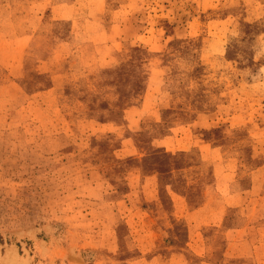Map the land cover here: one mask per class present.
Masks as SVG:
<instances>
[{
  "label": "rangeland",
  "instance_id": "1",
  "mask_svg": "<svg viewBox=\"0 0 264 264\" xmlns=\"http://www.w3.org/2000/svg\"><path fill=\"white\" fill-rule=\"evenodd\" d=\"M0 264H264V0H0Z\"/></svg>",
  "mask_w": 264,
  "mask_h": 264
},
{
  "label": "crops",
  "instance_id": "2",
  "mask_svg": "<svg viewBox=\"0 0 264 264\" xmlns=\"http://www.w3.org/2000/svg\"><path fill=\"white\" fill-rule=\"evenodd\" d=\"M53 12L55 13V20H67V19H73L77 20L79 18H82V13L83 11H80V8L78 10L77 6H73L70 9L64 8L62 5H56L53 6ZM81 12V13H80ZM77 14H80L79 16ZM86 16V13H84ZM87 22H91V19H87ZM137 110V109H136ZM136 110H130L129 114H131V118L129 121L131 123L136 122V118H139L138 120L141 119V111L143 109H138ZM157 120V119H156ZM201 122V121H200ZM196 124H198V121H196ZM104 126H107V124H103ZM185 134V133H184ZM183 133H175V135H170L165 138H161L159 140V146L160 148L166 149L168 152H177V151H182L183 149L182 144L187 142L186 138H188L187 134L184 135ZM185 136V137H184ZM197 146V143L195 144ZM199 148L202 150L203 154H211L214 153L215 151L212 149L211 146L208 144H199ZM141 174V173H140ZM181 174L182 170H174L172 172H167V173H153L149 176H141V179L143 181L141 182V185L139 186L140 192L145 195V196H150L149 198L151 201L153 200H159L160 199V191L163 188V184L165 185V188L167 189V192L169 194V197L171 198V201H177L184 203V201H193V199H190L189 194H185L182 192V190H188L186 189V186L190 188L189 184H186L182 179H181ZM236 175L237 173L234 172H224L221 173L217 179L216 182V189L219 191L217 195V200L222 201V190L226 185L229 184L231 187V184L236 182ZM250 195L254 194V188L247 189L242 192L238 191H232L230 192V198L237 199L239 198L238 196L242 197L243 195ZM207 201V200H205ZM209 201H216V200H209Z\"/></svg>",
  "mask_w": 264,
  "mask_h": 264
}]
</instances>
